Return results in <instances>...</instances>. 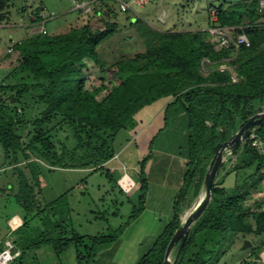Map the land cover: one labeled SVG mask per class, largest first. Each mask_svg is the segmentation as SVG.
<instances>
[{"label": "trees", "instance_id": "1", "mask_svg": "<svg viewBox=\"0 0 264 264\" xmlns=\"http://www.w3.org/2000/svg\"><path fill=\"white\" fill-rule=\"evenodd\" d=\"M26 1L16 9L13 0H0V27L17 25L23 21L21 15L27 17L30 27L45 24L41 0L30 4L33 9L28 13ZM260 2L240 0L209 6L216 14V21H209V26L232 28L233 35L244 34L249 40V46L241 44L236 49H216L214 42L207 40L206 29H151L156 41L144 43L143 51L108 62L97 48L116 32L120 12L124 15L131 8L121 10L118 4V12L99 1L87 2L89 11L77 7L79 15H84L81 26L70 23L60 33L35 31L24 39L9 40L11 50L7 49L2 63L12 68L0 81V176L9 170L18 178L17 191L3 198L15 203L21 220L11 229L7 222L11 216L5 218L0 251L6 238L19 250L10 264H34V252L43 245L57 256L72 245L77 264H95L97 248L113 243L116 235L87 237L69 226L67 197L71 189L50 201L39 200L40 163L52 169L101 171L118 187L114 170L104 168L116 155V136L137 124L135 115L145 106L170 97L163 109V128L168 124L169 109H173L175 121L185 125L181 131L185 138L182 153L187 160L184 180L171 220L134 263L162 264L186 205L185 201L181 208V199L186 200L191 189L196 195L202 185L208 151L212 156L218 142L235 132L256 107L264 105V7ZM90 18L100 19L102 26L93 27ZM133 19L131 24H140L137 17ZM87 61H92L100 74L101 83L92 88L85 86ZM222 63L230 65L236 78L227 69L218 68ZM253 133L264 142V123ZM234 155L231 168L226 169L225 163L216 175L209 204L191 226L174 264H206L229 231L259 239L254 255L264 246V209L251 212L242 207L241 193L253 179H258L263 189L264 153L248 137ZM149 156L150 152L140 162L137 182L141 204L147 189L144 168ZM230 173H234V184L226 188L223 183ZM12 182L0 191L13 188ZM123 190L120 187L118 192L124 194ZM249 215L254 226L245 220ZM199 235H204L202 242Z\"/></svg>", "mask_w": 264, "mask_h": 264}, {"label": "rangeland", "instance_id": "2", "mask_svg": "<svg viewBox=\"0 0 264 264\" xmlns=\"http://www.w3.org/2000/svg\"><path fill=\"white\" fill-rule=\"evenodd\" d=\"M78 2L89 0H77ZM97 3L104 2L115 11L119 12L118 0H95ZM129 1V0H121ZM240 0H156L148 4H142L144 7L134 6L128 13L121 15L118 21V28L116 32L100 43L97 50L108 62L115 61L121 57L133 55L135 52L144 50V43L149 41H156L154 34L150 30H166V29H206L210 27L209 21L213 15L208 14L211 10L215 12L214 7L220 3H236ZM38 4L37 0L26 1V12H30L33 6ZM45 6L43 12V19L45 20L44 27L48 33H60L66 29L69 24L80 21L79 10L74 5V0H41ZM13 5L16 9L23 5V0H13ZM102 5V4H101ZM146 5V6H145ZM133 7V6H132ZM260 7H264V0H261ZM28 8V9H27ZM27 12V13H28ZM132 12V13H131ZM27 15V14H25ZM135 15V16H134ZM141 20L140 24H131L134 17ZM24 17V16H23ZM77 17L80 19L78 20ZM91 19V18H90ZM132 19V20H131ZM25 21L18 23V25L0 27V81L12 68L7 66L3 61V53L8 49L10 39L21 40L29 36L31 33L38 31L37 27H30L29 23L24 17ZM93 27L102 26V21L94 18L92 22ZM226 30L227 35L232 36V28ZM224 30V29H223ZM209 33V31H208ZM207 40L216 41L215 36L208 34ZM216 45V44H215ZM227 69L233 78H236L234 71L230 65L226 63L219 64L218 68ZM85 77V86L92 88L101 83L98 67L92 61H87V66L83 69ZM173 109L167 112V127L157 130L152 135H148L154 124L150 121L158 114L142 116L140 120L138 116L137 124L131 130H121L115 138L114 146L116 155L109 161L104 168L113 171L114 177L117 179L118 187L120 185V178L126 174L131 179L132 184L130 188H124L125 193L118 192L117 185L110 181L101 171L91 172L87 169H64L54 167L52 169L47 164L40 163L41 175V197H37L50 201L68 189V205L70 207L69 226L77 233L87 237L96 234H113L117 239L109 245L104 244L97 248L95 264H134L140 256L147 251L151 246L154 238L161 232L163 225L168 221V206H171L172 200L179 187L180 181L176 180V173L180 167L185 166L183 160V147L185 138L182 136L184 124L175 121L173 117ZM143 120V121H142ZM164 121V110H163ZM164 126V125H163ZM151 127V128H150ZM141 129L143 132L142 140L136 138V132ZM185 132V131H184ZM133 138H132V136ZM262 151L260 148H258ZM150 152V156L145 164L144 174L149 181V188L145 191L144 203H139L138 182L140 175V162ZM208 157L205 160L204 166L208 167L211 156L208 151ZM226 161V169L231 168L235 161V155L231 154ZM23 167V164L20 165ZM24 170L26 168L23 167ZM52 169V170H48ZM8 172L4 177L0 176V189L5 187L7 182L13 183V188L8 191H0V239L3 237L5 231V218L10 217L7 222L13 224V217H17L20 213L19 208L11 199L4 195L12 194L17 191L18 178L17 176ZM124 177V176H123ZM134 181V182H133ZM232 181V180H231ZM179 182V183H178ZM251 184L241 190L244 193L242 200V207L249 211H255L258 207L264 206V189H260L258 179L250 181ZM229 180L223 186H227ZM180 184V185H179ZM264 188V187H263ZM148 191V192H147ZM203 192L202 185L196 193L193 189L190 190L186 196V200L181 199L180 205L183 207L185 201L186 205L180 214V218L184 213L190 210L200 194ZM143 205V206H141ZM150 213L156 215L161 214V229H153V222H150ZM14 215V216H13ZM11 219V220H10ZM246 222L254 226L251 216L246 217ZM204 235L198 236V241L202 242ZM251 242L250 246L243 248L244 240ZM131 243L134 248L128 250L126 246ZM259 245V239L251 235L243 236L241 234L229 231L226 238L218 245L212 258L206 264H264L260 258L264 252V246L257 254L254 255L253 249ZM177 248L171 251V258L174 256ZM33 252L30 253V255ZM36 258L34 264H77L75 258V247L70 245L60 256H57L52 249L47 246H41L35 250ZM252 253V254H251Z\"/></svg>", "mask_w": 264, "mask_h": 264}, {"label": "water", "instance_id": "3", "mask_svg": "<svg viewBox=\"0 0 264 264\" xmlns=\"http://www.w3.org/2000/svg\"><path fill=\"white\" fill-rule=\"evenodd\" d=\"M264 123V105L256 107L255 111L241 124L238 129L231 133L227 139L218 142L215 145V152L211 158L209 165L202 181L203 192L200 194L199 199L189 212L185 213V217H181L178 227L173 232L170 240L168 241L162 264H174L179 252L189 234L191 226L200 217L203 211L209 204L211 198V187L215 180L216 175L219 173L221 167L228 160L229 155L234 154L239 146L250 136V133L258 126ZM180 243L174 256L171 258V251L176 247L178 241ZM251 242L244 240L243 248L250 246Z\"/></svg>", "mask_w": 264, "mask_h": 264}, {"label": "built area", "instance_id": "4", "mask_svg": "<svg viewBox=\"0 0 264 264\" xmlns=\"http://www.w3.org/2000/svg\"><path fill=\"white\" fill-rule=\"evenodd\" d=\"M149 1L151 0H130L129 2L119 1V6L121 10H125L130 7V4L141 5ZM74 5L76 7H80L84 9V11L90 10V5L87 3L78 2L75 0ZM211 15H213V17L211 18L210 21H216V14L212 10L210 11V17ZM35 27H37V30L42 33L46 32L43 22L39 23L36 26H33V28ZM226 30H228V28L220 27V26H210L208 28V31L211 34V36L216 37V41H214V44H216L215 45L216 49L222 48V47L227 48L229 46H233L236 49L241 44H244L246 46L250 45L249 40L244 34H237V35L229 36L227 35ZM8 50H11V48H9ZM219 69L223 70L224 68L220 67ZM249 138L252 139L253 146H255L256 148L262 149V147L264 146V142L258 139L253 133V131L250 133ZM120 185H122L123 188L125 186V188L127 189V186L124 183L121 182ZM128 188H130V186ZM12 221H13V224L11 225L9 224L11 229H15L21 223V220L18 216L15 218L13 217ZM18 254H19V250L15 248L14 243L9 238H6L4 240V247L0 251V264H10L12 260ZM260 258L264 261V252H262V254L260 255Z\"/></svg>", "mask_w": 264, "mask_h": 264}, {"label": "crops", "instance_id": "5", "mask_svg": "<svg viewBox=\"0 0 264 264\" xmlns=\"http://www.w3.org/2000/svg\"><path fill=\"white\" fill-rule=\"evenodd\" d=\"M77 1V0H76ZM91 1H95V0H89V1H82L83 3H87V2H91ZM146 6V5H145ZM141 7H144V6H140V8ZM77 8V7H76ZM134 8L135 7H133V13H135V14H137V12H135L134 11ZM28 12V11H27ZM135 16V15H134ZM21 17H22V19H23V21H24V17L21 15ZM81 17V16H80ZM27 18V17H26ZM77 19L79 20L80 18L79 17H77ZM94 20V18L93 19H91L90 20V22H92ZM73 22V21H72ZM71 22V23H72ZM26 23H29V22H26ZM83 23H84V19H83V17L80 19V21H78V22H75V24H77L78 26H81V25H83ZM91 24V23H90ZM18 25V24H17ZM92 26H93V24H91ZM10 26H12V25H10ZM175 30H181V29H175ZM12 40H16V39H12ZM5 54L3 53V56H4ZM170 101V97H163V98H160V99H158L157 101H155L154 103H152V104H150V105H148V106H145L142 110H140L136 115L138 116V119L140 120V118H142V116H146V113H147V115L149 116V115H154V114H158V116L156 117L157 119H152L150 122L152 123V124H154V126L152 127V129H151V131L150 132H147L148 133V135H146V133L145 132H143L142 134H141V129L139 130V132L137 131L136 132V134L134 135L135 136V138H134V140H135V142H136V138H139L140 139V141L142 140V138H145V137H143V135H146L147 137L149 136V135H152V131L155 133L157 130H160V129H162L163 128V125H164V121H163V109H164V107H165V105L168 103ZM137 119V118H136ZM143 121V120H142ZM162 127V128H161ZM151 128V127H150ZM132 136V135H131ZM132 138H133V136H132ZM262 152L264 153V146L262 147ZM183 160H184V162H185V166L184 167H180V170L176 173V180L177 181H180V187H179V189H178V191H177V193L175 194V195H173L174 196V200H172V204H171V206H168V208H167V211H168V214H169V217H168V221L166 222V223H168L170 220H171V217H172V215H173V209H172V206H173V203H174V201L176 200V195L178 194V192L180 191V188L182 187V184H183V180H184V173H185V170H186V158L185 157H183ZM111 169V168H110ZM263 172H264V168H263ZM146 180H147V187L149 188V181H148V179L146 178ZM227 180H229V184L227 185V186H233V184H234V173H230V174H228L226 177H225V181H224V183L223 184H225L226 182H227ZM232 180V181H231ZM179 183V182H178ZM264 189V188H263ZM148 190V189H147ZM148 192V191H147ZM184 209V208H183ZM262 209H264V206L262 207ZM183 211V210H182ZM14 215H17L18 217H19V215L18 214H14ZM13 215V216H14ZM12 217V216H11ZM159 217H161V214L160 213H157L156 215L154 214V215H152L151 213H150V222H153L152 224H150V225H153V229L155 230H157V228L159 229H161V219H158ZM20 218V217H19ZM180 220H181V218H180ZM165 223V224H166ZM164 224V225H165ZM164 225H163V227H164ZM3 233H4V235H3V237L5 236V231H3ZM126 244H128V246H126V248L128 249V250H130V249H133L134 248V246L129 242V243H126Z\"/></svg>", "mask_w": 264, "mask_h": 264}, {"label": "bare ground", "instance_id": "6", "mask_svg": "<svg viewBox=\"0 0 264 264\" xmlns=\"http://www.w3.org/2000/svg\"><path fill=\"white\" fill-rule=\"evenodd\" d=\"M121 182L124 183L127 187H129L132 184L131 179H129L127 176L122 177ZM189 211L190 210L186 211L185 213H187ZM185 213H184V215H185ZM184 215H183V217H185Z\"/></svg>", "mask_w": 264, "mask_h": 264}, {"label": "clouds", "instance_id": "7", "mask_svg": "<svg viewBox=\"0 0 264 264\" xmlns=\"http://www.w3.org/2000/svg\"><path fill=\"white\" fill-rule=\"evenodd\" d=\"M119 1H121V0H118V2ZM130 1V0H129ZM129 1H125V2H129ZM153 1H156V0H151V1H149V2H147V3H145V4H148V3H150V2H153ZM134 6H143L142 4L141 5H136V4H132V5H130V8L132 9ZM126 174H124V175H122V177L123 176H125ZM122 177L120 178V180L122 179ZM134 182V181H133ZM125 190V189H124Z\"/></svg>", "mask_w": 264, "mask_h": 264}]
</instances>
